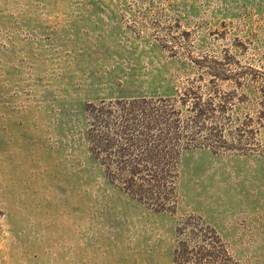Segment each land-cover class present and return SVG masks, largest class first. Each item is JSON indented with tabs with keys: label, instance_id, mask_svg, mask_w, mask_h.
I'll return each instance as SVG.
<instances>
[{
	"label": "rangeland",
	"instance_id": "374dc122",
	"mask_svg": "<svg viewBox=\"0 0 264 264\" xmlns=\"http://www.w3.org/2000/svg\"><path fill=\"white\" fill-rule=\"evenodd\" d=\"M0 264H264V0H0Z\"/></svg>",
	"mask_w": 264,
	"mask_h": 264
},
{
	"label": "trees",
	"instance_id": "16d2710c",
	"mask_svg": "<svg viewBox=\"0 0 264 264\" xmlns=\"http://www.w3.org/2000/svg\"><path fill=\"white\" fill-rule=\"evenodd\" d=\"M197 111H198L199 114L202 113V110H198V109H197Z\"/></svg>",
	"mask_w": 264,
	"mask_h": 264
}]
</instances>
